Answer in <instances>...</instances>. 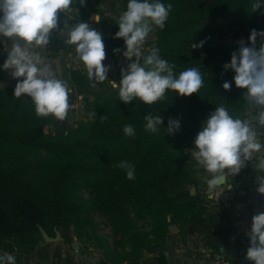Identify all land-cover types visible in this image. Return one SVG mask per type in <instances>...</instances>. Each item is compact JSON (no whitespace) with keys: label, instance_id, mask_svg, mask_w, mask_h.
Segmentation results:
<instances>
[{"label":"trees","instance_id":"1","mask_svg":"<svg viewBox=\"0 0 264 264\" xmlns=\"http://www.w3.org/2000/svg\"><path fill=\"white\" fill-rule=\"evenodd\" d=\"M106 1L85 0L81 7L74 0L71 7L78 12L60 13L59 21L61 26L65 17L70 24H91L103 36L105 61L113 62L123 57L126 48L123 39L113 38L119 30L117 22L104 17ZM160 2L171 9L164 28L155 27L157 39L151 48H158L161 58L175 65L176 75L191 67L201 72L203 86L192 96L167 91L152 105L139 100L126 105L119 90L103 81L93 100H88L93 117L63 131L58 119L36 115L30 97L16 98L15 87L0 83V255L10 253L16 264H33V260L56 264L63 254L49 250L54 243L45 241L42 230L51 238L60 233L63 243L70 245L74 231L90 229L107 257L103 264H170L169 248L186 244L192 236L200 239L213 261L220 256L222 263L241 264L242 238L230 213L199 188L197 174L204 169L191 150L201 125L218 105L225 104L240 118L248 113L242 101L245 90L234 82L229 91L222 87L233 81L235 73L225 71L223 65L230 63L239 45H215L208 36L223 26L240 25L248 43L251 30L264 31V7L253 9L254 4L264 5V0ZM127 3L120 0L123 11ZM94 16L100 19L92 20ZM222 17L226 21L218 24ZM201 41L203 47L192 48ZM260 42L258 37L257 45ZM70 78L79 92L88 94L84 69H72ZM148 114L162 116L157 133L145 130ZM169 118L180 121L173 135L165 130ZM126 125L133 126L134 135H125ZM49 126L55 127L53 134L48 133ZM121 161L134 166V179H127L126 171L116 167ZM83 191H90L94 200H87ZM94 209L126 237L116 241L121 252L110 251L94 232ZM130 212L147 221L150 230H140Z\"/></svg>","mask_w":264,"mask_h":264},{"label":"clouds","instance_id":"2","mask_svg":"<svg viewBox=\"0 0 264 264\" xmlns=\"http://www.w3.org/2000/svg\"><path fill=\"white\" fill-rule=\"evenodd\" d=\"M73 3L74 0H0V37L11 40L10 46L5 45L8 56L3 69L10 71L17 81L14 97H30L38 117L64 120L71 107L69 84L58 78L51 63L36 51L49 45L53 31H58L59 38L74 48L75 59L84 66L88 78L109 81L113 88H118L119 98L126 105L133 100L152 105L162 100L167 91L190 97L203 86V77L197 68H187L176 75L175 65L162 59L158 48H151L147 55L142 51L154 26L164 28L170 4L165 6L160 0H128L126 10L117 18L119 30L113 38L123 39L126 48L123 56L131 62L121 69L117 84L108 79L109 67L103 63L106 52L100 31L89 23L70 24L66 17L63 29H59V14L72 12ZM79 4L85 6V0H79ZM261 7H264L261 3L253 5L254 10ZM203 44L201 41L192 48ZM238 45L230 63L223 65L225 71L235 73L233 81H225L222 87L229 91L234 82L236 88L245 90L242 101L249 115L246 119L240 118L225 104L218 105L201 125L191 150L197 164L212 174L207 187L210 196L215 197L221 193L219 189L226 182V174L238 175L246 162L255 161L253 168L264 173V142L261 141L264 136V31L251 30L248 43L241 40ZM144 120L145 130L151 133H157L163 124L160 115L148 114ZM179 129L180 121L169 118L166 133L173 135ZM123 132L132 136L134 128L126 125ZM116 167L126 171L127 179L135 178L130 162L121 161ZM256 185V191L264 196V175L256 179ZM247 236L250 244L245 259L264 264V212L252 217ZM0 264H16V258L5 252L0 255Z\"/></svg>","mask_w":264,"mask_h":264},{"label":"crops","instance_id":"3","mask_svg":"<svg viewBox=\"0 0 264 264\" xmlns=\"http://www.w3.org/2000/svg\"><path fill=\"white\" fill-rule=\"evenodd\" d=\"M77 12L78 10L75 9L74 14ZM99 19V16H94L92 18V20L96 21ZM59 29H63L60 21ZM6 44L10 46L11 40L0 37L1 85L6 87H15L17 81L12 78L10 71L3 69V64L8 56V52L5 50ZM36 51H38L48 62L51 63L56 76L65 80L69 84V102L71 107L68 115H74L76 113V108L80 111L83 106H85L86 100L88 99L91 101L90 98L93 97L95 92L99 91L101 82L95 80L89 79V83L86 87L89 91L87 95L79 92L78 88L72 85L70 78L72 69L82 68L85 72L86 70L84 66L77 59H75L74 48L72 46H67L63 39L59 38L58 31H53L50 34V42L45 49H36ZM130 62L131 61L126 59L124 56L113 62L104 61V65L109 67L108 79L110 80V77L115 75L116 77L119 76V78L114 77L118 79L117 84H119L121 80V69L126 68ZM105 82L108 86L111 85L109 81L106 80ZM248 115L249 112L246 113L244 118L246 119ZM261 141L264 142V136H261ZM254 163L255 161L246 162L245 167L242 168L238 175L231 176L226 174V183L219 189L221 193L217 197L210 196L207 187V181L211 178L212 174L206 172L197 174L198 180L202 181V184L199 187L202 189V193H207L208 197L214 200V205H216L219 209L230 213L232 221L243 241L241 250L242 258L246 256V250L250 244L247 233L251 229L252 217L260 212H264V196L260 195L256 191V179L260 177L262 173L253 168ZM75 253L76 255L72 257L65 256L63 257L62 262L59 263L57 261L56 263L103 264L99 255L92 253V249L88 250V252H80L78 249H75ZM168 255L170 264H213L214 262L210 254L203 248V243L196 236L190 237L186 244L179 243L175 246H171L168 250ZM249 264H253V262Z\"/></svg>","mask_w":264,"mask_h":264},{"label":"rangeland","instance_id":"4","mask_svg":"<svg viewBox=\"0 0 264 264\" xmlns=\"http://www.w3.org/2000/svg\"><path fill=\"white\" fill-rule=\"evenodd\" d=\"M211 1L213 0H202V3H207ZM105 6H106V11H105L104 17L108 20L117 22V18L123 12L121 5H120V0H108L105 2ZM225 21L226 19L224 17L219 18L218 24H224ZM263 26H264V23H263ZM208 37L210 41L212 42V44H215V45H238V42L241 40L247 43L246 31L240 25L223 26L221 30L211 33L210 36ZM156 39L157 38L155 35V26H154L153 32L149 34V37L146 39V42L142 47V51L144 52L145 55L149 53L151 46L156 43ZM114 77H116V75L110 77V80L116 81L117 83L118 79L116 78L117 77L119 78V76H117L116 78ZM1 80H0V83H2ZM114 89H118V88H114ZM90 99L92 101L93 97H91ZM87 100H86L85 106H83V108L80 111H78V108H76L75 110L76 113L74 115H68L65 118L66 123H67V130L68 129L74 130L76 129L77 125L81 121L88 120L93 117V113L91 112V109L88 106ZM47 131L49 134H53L55 131V127L49 126ZM202 172L204 173L205 170L200 171L198 174H201ZM201 184H202V181H200V185ZM83 195L89 201H92L95 198V196L92 195L90 191H83ZM130 216L133 219L135 225L140 230H144V231L150 230V225L147 221L136 219L133 212H130ZM91 219L94 224V232L96 233L98 237H100L103 241L109 244L110 251L114 253L121 252L122 248L116 246V241H119V240L125 241L126 237L121 233H117L115 228L108 221L107 217L104 214H102L98 209H94L92 211ZM72 235H73L72 244L67 245L63 243V240H61L58 243H54L53 246L49 248V250L52 253H54L55 251H59L60 253L63 254V257L65 256L72 257L76 255L75 249H78L80 252H84V251L88 252V250L92 249V253H94L95 255L96 254L99 255L102 261L107 259V257L104 254V251L100 247H98L96 240L94 239L90 229L76 231V232L74 231ZM146 257L150 259L151 257H153V255H147ZM37 261L38 260H33V264H36ZM62 261L63 260H60L58 262L60 263ZM38 263L42 264V262H38Z\"/></svg>","mask_w":264,"mask_h":264},{"label":"water","instance_id":"5","mask_svg":"<svg viewBox=\"0 0 264 264\" xmlns=\"http://www.w3.org/2000/svg\"><path fill=\"white\" fill-rule=\"evenodd\" d=\"M58 122H59V124H60V128H61L63 131H67V123H66V120H58ZM205 123H206V122H205ZM226 178H227V177H226ZM225 183H226V182H225ZM225 183H224V184H225ZM224 184H223V185H224ZM192 193H193V194L196 193V188H195V187L192 188ZM170 229H171L172 232H175V231H176V227H174V226H171ZM42 234H43V237H44V239H45V241H46L47 243H58V242H60V241L62 240L60 233H57V237H56V238H51V237H49L48 234H47L44 230H42ZM220 259H221V257L218 256V260H220ZM251 262H252V261L246 260L245 257H243V258L241 259V263H242V264H249V263H251Z\"/></svg>","mask_w":264,"mask_h":264},{"label":"built area","instance_id":"6","mask_svg":"<svg viewBox=\"0 0 264 264\" xmlns=\"http://www.w3.org/2000/svg\"><path fill=\"white\" fill-rule=\"evenodd\" d=\"M90 26H91V24H90ZM213 264H225V263H222L221 260H217V261H214Z\"/></svg>","mask_w":264,"mask_h":264}]
</instances>
